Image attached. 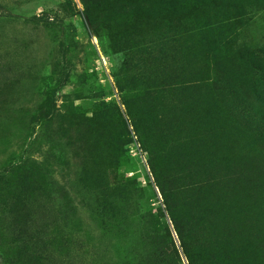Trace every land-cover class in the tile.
Returning <instances> with one entry per match:
<instances>
[{
  "label": "rangeland",
  "instance_id": "rangeland-1",
  "mask_svg": "<svg viewBox=\"0 0 264 264\" xmlns=\"http://www.w3.org/2000/svg\"><path fill=\"white\" fill-rule=\"evenodd\" d=\"M0 264H264V0H0Z\"/></svg>",
  "mask_w": 264,
  "mask_h": 264
}]
</instances>
